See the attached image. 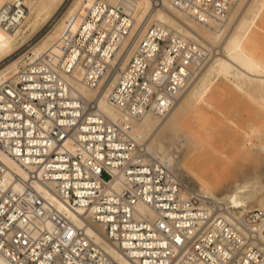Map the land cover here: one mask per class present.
<instances>
[{
  "label": "built area",
  "instance_id": "2783aa9c",
  "mask_svg": "<svg viewBox=\"0 0 264 264\" xmlns=\"http://www.w3.org/2000/svg\"><path fill=\"white\" fill-rule=\"evenodd\" d=\"M169 2L196 20L222 22L237 0ZM143 22L129 2L82 0L78 15L65 20L60 53L23 58L0 82V149L26 174L12 172L7 180L0 159V256L11 264H118L87 234L85 224L94 223L134 264H264V210L234 214L204 193L181 195L176 174L128 134L146 114L165 115L187 87L182 81L212 54L180 30L151 22L126 66L117 67L115 56ZM182 58L191 66L186 74ZM76 67L92 89L116 76L106 95L116 120L98 111L94 99L72 94L68 76Z\"/></svg>",
  "mask_w": 264,
  "mask_h": 264
},
{
  "label": "bare ground",
  "instance_id": "6f19581e",
  "mask_svg": "<svg viewBox=\"0 0 264 264\" xmlns=\"http://www.w3.org/2000/svg\"><path fill=\"white\" fill-rule=\"evenodd\" d=\"M65 1L0 0V62L29 41L44 24L54 17ZM123 1L132 4L137 23L143 18L144 22L124 54L120 57L119 54L115 56L117 67L122 69L126 66L130 50L151 22L168 24L183 32L191 40L202 43L212 52L210 58H204L201 61L197 73L194 69L188 79L185 82L182 81L184 85L187 83L188 85L177 96L165 115L146 114L131 124L128 134L135 142L143 146L151 159H157V162L176 174L180 179L181 195L186 197L193 192L204 193L221 202L223 208H227L234 214L264 210V143L256 144L254 146L256 149L251 148V150L243 146V150L237 154L236 164L232 167L233 175L229 178H223L215 170L210 172L204 170L205 173L196 171L190 163L192 157L205 144V136L210 133L209 127L202 124L201 112L204 107H212V99H222L228 103L246 100L252 106L254 115L252 132L256 136L264 135V60L254 56L249 49V44L252 43L257 32L258 20L264 15V0H237L233 10L222 22L212 18L203 22L196 20L174 7L169 0H161L157 6L151 8L149 7L151 0ZM81 5L82 0H71L63 17L55 23L50 32L44 35L33 50L31 49L33 55L29 57L30 59L41 53H49L52 56L53 52L60 53L57 42L65 20L71 16H77ZM76 25L77 21L73 25V31ZM166 59L168 63L172 60V58ZM24 62L22 56H19L0 67V82L14 75L19 65ZM179 67L185 74L191 68L189 61L186 62L185 58L181 59ZM116 72L118 70L115 74ZM81 77L82 71L78 67L68 76L72 94L81 95L89 100L94 99L98 111L111 120H116L118 112L106 99L116 76L110 75L100 82L98 88L93 89L88 88L81 81ZM220 77L227 80L229 88L213 87V79ZM209 120L215 121L216 118L210 117ZM149 157L147 156L148 159ZM0 159L7 166L5 174L7 180L11 178L12 172L26 175L23 168L1 149ZM39 191L52 198L56 207L74 224L81 225L77 214L57 200L47 188L39 187ZM138 209L143 213L153 214L145 205L139 204ZM226 218L229 219V217ZM85 229L87 234L95 237L118 264H134L103 239L102 225L94 223L92 227L85 224ZM259 230H264V223L259 225ZM0 264L11 263L0 256Z\"/></svg>",
  "mask_w": 264,
  "mask_h": 264
},
{
  "label": "rangeland",
  "instance_id": "374dc122",
  "mask_svg": "<svg viewBox=\"0 0 264 264\" xmlns=\"http://www.w3.org/2000/svg\"><path fill=\"white\" fill-rule=\"evenodd\" d=\"M70 2L71 0H66L54 17L44 24L29 41L21 45L13 54L0 62V67L13 58L22 56V58L26 59L32 56L33 48L41 41L46 33L52 30L55 23L63 17ZM263 17L264 15L258 20L259 23L257 22V32L255 33L256 35L254 34L253 40L251 38L252 43L249 42L251 43L249 44L250 51L261 60H264ZM226 81L227 80L222 77L214 78L213 87L229 88L230 86H228ZM245 101L239 100L228 103L222 99H212V107H204V110L201 112L202 124L209 127L210 133L205 136V144L199 149L196 155L192 157L190 162L191 166H193L196 171L200 170L205 173V171L210 172L211 170H215L216 173L223 176V178H229L233 175L232 167L236 164L237 154L239 151L243 150V146L251 150V148H255L254 146L256 144L264 143V135H258L259 138L252 132L254 124L253 110L252 106ZM210 117H215L216 120L210 121ZM197 163H199V165H197ZM103 176L106 177L105 174ZM188 186L189 188L192 187L191 184Z\"/></svg>",
  "mask_w": 264,
  "mask_h": 264
}]
</instances>
